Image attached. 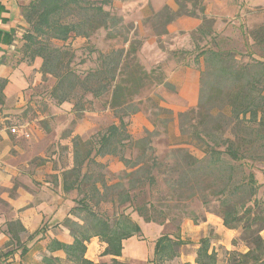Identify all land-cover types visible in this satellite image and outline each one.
Returning <instances> with one entry per match:
<instances>
[{
  "label": "trees",
  "instance_id": "trees-1",
  "mask_svg": "<svg viewBox=\"0 0 264 264\" xmlns=\"http://www.w3.org/2000/svg\"><path fill=\"white\" fill-rule=\"evenodd\" d=\"M113 2L28 0L21 6L28 27L22 26L21 36L16 38L21 42L16 50L19 61L31 65L36 58L41 59L38 71L42 80L48 75L55 79L49 91L50 98L57 105L72 102L73 110L79 112L86 107V95L98 99L108 94L107 104L117 119V123H111L92 137L94 142L91 139L82 141L77 135L72 138L73 163L61 172V188L64 191L76 189L82 196L77 205L68 209L63 220L52 226L62 224L73 240L64 243L51 239L46 245L50 254H44L40 264H61L60 259L52 255L58 250L64 253L65 264H127L120 259L123 241L140 233V224L125 212L126 206L114 222L94 208L110 199L113 192L120 205L126 202L133 205L132 210L145 222H173L179 216H168L165 210L155 207L152 199L135 203L138 194L156 187L161 179L168 194L176 198L198 197L206 204L209 195L216 197L222 224L227 229L241 230L248 245L244 252L228 251L227 264H264V237L261 235L264 198L258 196L262 183L257 181L250 169L252 164L248 162L264 161V23L247 33L252 44L261 50L257 56L253 51H246L249 62L238 63L235 52L222 49L202 48L194 56L196 63L202 57L206 67L200 74L197 103L178 112L177 119L180 134L192 140L202 156L178 147L170 151L173 162L163 165L157 160L152 145L154 132L146 130L144 136L134 138L128 130L130 116L139 111L133 96L145 81L172 89L159 65L147 70L138 62L136 54L142 43L137 33L133 32L135 36L129 38L131 29L126 28L127 34L122 35L126 46L99 52L97 64L85 72L75 69L74 53L64 46L72 36L88 37L99 27L109 32L122 28L124 17L115 11ZM174 2L175 9L164 5L145 16L156 36L168 34L167 25L180 16L200 19L195 32L214 35V19L204 13L205 0ZM73 14L76 18L70 19ZM5 84L6 80L0 78V105L4 102ZM160 111L169 115L165 122L172 121L171 110L161 107ZM81 146L84 152H80ZM106 155L117 157L129 169L124 172L126 187L120 181L107 183L106 165L95 160V156ZM98 169H103V174ZM5 224L8 240L4 243L6 249L0 250V264H11L16 249L20 257L25 256L31 248L26 242L42 233L44 227L40 226L22 240L26 229L18 219ZM42 237L37 236L31 244ZM92 237H98L105 244L101 256H109L108 261L95 262L84 256L86 243ZM11 243L15 248H7ZM187 243L177 224L174 232L159 234L153 240L147 263L169 264ZM195 254L196 264H219L208 236L199 239Z\"/></svg>",
  "mask_w": 264,
  "mask_h": 264
},
{
  "label": "rangeland",
  "instance_id": "rangeland-1",
  "mask_svg": "<svg viewBox=\"0 0 264 264\" xmlns=\"http://www.w3.org/2000/svg\"><path fill=\"white\" fill-rule=\"evenodd\" d=\"M135 1L125 0V4L128 2L132 4ZM238 1L234 0L237 3ZM119 3L121 2L114 0L113 6L115 11L124 17L122 28L109 32L106 28L99 27L93 30L88 37L72 36L64 43V46L74 53L73 65L75 69L78 72H85L97 64L96 57L99 52L106 53L112 48L126 46L122 41V35L127 34L126 28L131 29L128 34L129 38L134 37L133 32H136V37L142 43L136 54L138 62L147 70L159 65L165 80L172 84V89H167L164 85L151 80L145 81L137 94L133 96V101L139 111L129 118V132L134 138H140L145 135L146 130L153 131L152 145L157 160L163 165L173 162L170 151L178 147L187 148L193 155L201 157L202 152L194 142L180 134L177 119L178 112L186 111L197 103L200 74L206 67L202 57L199 59V63H196L194 56L202 48L222 49L235 52L238 63L249 62L250 59L246 51H253L257 56L261 50L252 44L253 41L247 33L261 23L256 21L253 15L248 14V9L243 8L234 14L233 20L238 19V24L231 23L232 21L227 22L223 33H217L213 24L214 35L212 37L200 35L195 32L196 28L190 32L177 31L176 29L169 32L167 29L168 34L156 36L150 23L145 20V16L152 11L161 9L166 5L165 3H161L158 9L153 10L150 6L152 0H144L141 5H146L144 10L147 9V13L142 17L137 14L138 6L129 4L122 6ZM205 15L210 17L206 13ZM71 18L75 19L76 16L73 14L70 16ZM24 27H28V23L25 21ZM57 43L62 44L61 42ZM54 80L52 76L48 75L45 80L41 78V82L36 86L31 87L30 85L29 88L32 91L23 106L13 104L12 107L7 108L4 103L0 105V126L4 125L6 132L11 137L9 138L11 143L9 151L6 154L0 153L4 154L9 166L11 164L12 167H16L19 173H22L18 179H13V177L10 179V187H4L0 182V217L9 218L10 210L14 213L13 207L11 208L6 199L1 197L4 193L8 198L22 197L24 202L22 209L34 206L42 208L44 214L41 224L33 230L26 229V232L22 234V239L25 240L40 226L44 227V231L34 237L35 239L37 236H43L40 240L34 244H31L34 239L26 242V245L31 246L27 256H35L36 259L37 256H43L46 252L32 249V247L39 242H42L40 245L42 247L47 241L53 239L47 231L56 228L57 226L52 225L61 222L68 209L77 205V200L82 196V192L76 189L64 191L61 188V172L69 169L73 163L72 138L77 135L82 141L91 139L94 142L92 137L102 132L111 123H117V119L107 104L108 94L98 99L86 95V107L79 112L73 110L72 102L57 105L49 96ZM161 107L171 110L172 121H164L169 115L162 113ZM13 126L26 130L30 137L11 136L10 128ZM80 152H84L83 146L80 147ZM95 160L106 165L104 175L108 184L120 181L125 187L127 186L124 172H128L129 169L125 168L117 157L95 156ZM248 162L252 164L250 169L255 174L257 181L262 183L258 196L264 198V161L250 160ZM245 169L247 170L249 167L247 166ZM98 171L103 174V169H98ZM26 175L29 179L25 178ZM34 177H41V181H37ZM19 184L23 189L22 195L17 190ZM167 190L161 179L156 187L148 190L146 188L138 194L135 203L152 199L155 202V207L165 210L168 216H179L173 222L170 220L161 224L145 222L132 210L133 205H129L128 202L120 205L113 192L109 195L110 199L101 201L94 209L114 222L126 206L125 212H128L131 218L141 226V232L132 236L136 241L128 242L126 249H132L133 243L139 242L136 243L137 248L139 250L141 247L145 248L148 259L153 240L159 234L174 232L177 224L180 226L181 237L188 243L181 246L179 255L169 264H184L182 256H195L199 239L204 235L209 237L210 247L215 250L219 264H227L228 251L244 252L248 249L247 241L241 230L238 229L231 235L226 233L227 228L224 226L222 232H217V225L203 223L207 221L206 217H212L215 220V217L219 215L218 201L215 196L209 195L208 203L204 204L198 197L191 200L184 199V197L176 198L175 195L168 194ZM193 225L205 227V231H202L203 234L198 235L197 232L192 234L190 228ZM261 235L264 237V231L261 232ZM196 237L197 239H195ZM4 243L0 245V250L6 249ZM7 248H15V244L11 243ZM133 249L135 250V248ZM17 255L19 256L18 249L12 259ZM37 260L39 261V258ZM125 261L127 264H148L140 259L130 262L125 259Z\"/></svg>",
  "mask_w": 264,
  "mask_h": 264
},
{
  "label": "crops",
  "instance_id": "crops-1",
  "mask_svg": "<svg viewBox=\"0 0 264 264\" xmlns=\"http://www.w3.org/2000/svg\"><path fill=\"white\" fill-rule=\"evenodd\" d=\"M133 1V0H132ZM144 0H136L132 4L128 2L125 4V1H119L122 6L133 5L138 6L137 14H140L141 17L147 13L145 6L141 5ZM28 0H0V78L6 80V84L3 88V103L5 107L15 106H23L25 102L30 97L31 87L36 86L41 82V74L38 71L41 65V59L36 58L31 65H29L26 61H19L20 56L17 53V49L20 47L21 42L16 39L21 36L22 26L24 25V19L21 14V6L27 3ZM161 3H165L172 9L176 8L174 0H152L150 4L153 10H156L160 7ZM142 6V7H141ZM248 9V14L253 15L254 19L259 23H264V0H239L238 3L234 2V0H207L205 2V13L212 17L215 20L214 29L217 33H223L226 28L225 24L229 21L231 23H237V20H233L235 17L234 14L240 9ZM200 24V20L195 17L189 16H181L178 17L175 21L171 22L167 29L168 31L172 30H181V31H192ZM238 24V23H237ZM12 136V135H11ZM16 137V136H14ZM10 135L6 132V128L4 125L0 127V152L7 153L11 147V143L9 141ZM16 147V146H15ZM17 149H20L17 147ZM8 160L4 157V154L0 153V182L3 183L4 187H10V179H18L22 173H19L16 167H12L8 165ZM10 172H7V171ZM52 172L51 170H47ZM25 178H28L26 175ZM29 179V178H28ZM37 181H41V177H34ZM10 184V185H9ZM22 186L17 185V190L20 195H22L23 189ZM3 199L9 203L10 207H13L14 213L10 210V217L4 219V217H0V245L8 240V236L5 233L6 225L5 221L16 220L18 219L25 229H35L37 228L42 220H43V210L37 206L32 208H23L24 202L21 198H11L7 197L6 193L1 196ZM60 204V203H57ZM53 207V206H52ZM20 210V211H18ZM207 221L203 223L217 225L216 231H223L222 220L219 216L214 218L206 217ZM3 224V225H2ZM4 230V231H3ZM188 231V230H185ZM192 234L201 235L202 231H205V227L202 225H193L190 228ZM237 230L227 229L226 233H230L233 235ZM48 234L51 238H55L60 242L71 243L72 237L69 234V231L62 224L57 225L54 229H49ZM188 233V232H187ZM189 235V233H188ZM194 237V236H193ZM192 237V239H194ZM198 237V236H197ZM197 237L195 239H197ZM48 238V236H47ZM26 239V238H25ZM23 240V239H22ZM134 240L132 237L123 241V249L122 256L120 259L131 261L134 259L144 260L147 263L148 256H146L145 248H137L136 243H133L135 250L126 249L127 243H132ZM49 241L42 245V242L35 244L32 249L42 250L46 252L44 254H50L46 245ZM105 244L100 241L98 237H92L89 242L86 243V251L85 257L89 260L98 262V261H108L109 256H101V253L104 249ZM41 247V248H40ZM52 255L57 256L60 259L61 264H65L64 253L60 250L54 251ZM39 258V261L37 260ZM42 256H27V254L23 257L16 256L14 259H10L11 264H40ZM182 261L184 264H196L195 256H182Z\"/></svg>",
  "mask_w": 264,
  "mask_h": 264
},
{
  "label": "built area",
  "instance_id": "built-area-1",
  "mask_svg": "<svg viewBox=\"0 0 264 264\" xmlns=\"http://www.w3.org/2000/svg\"><path fill=\"white\" fill-rule=\"evenodd\" d=\"M10 132H11V135H13V136H21V137H24V138H29L30 137L29 132H27L26 130L24 131L22 129H19L16 126L11 127L10 128Z\"/></svg>",
  "mask_w": 264,
  "mask_h": 264
}]
</instances>
